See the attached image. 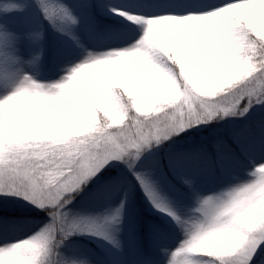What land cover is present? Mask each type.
Instances as JSON below:
<instances>
[{
    "label": "snow or ice",
    "instance_id": "snow-or-ice-1",
    "mask_svg": "<svg viewBox=\"0 0 264 264\" xmlns=\"http://www.w3.org/2000/svg\"><path fill=\"white\" fill-rule=\"evenodd\" d=\"M39 2L49 20L78 23L67 6ZM113 12L134 25L128 47L91 57L60 82L32 80L17 89L23 101L0 99V194L21 196L52 217L35 235L0 247V264H54L60 234L75 227L63 212L66 197L110 162L134 166L182 130L264 104V0H130ZM7 42L0 33L5 65ZM249 176L203 198L190 220L153 199L186 229L183 264H264V163ZM225 195L228 211L244 217L238 228L209 215Z\"/></svg>",
    "mask_w": 264,
    "mask_h": 264
},
{
    "label": "rangeland",
    "instance_id": "rangeland-1",
    "mask_svg": "<svg viewBox=\"0 0 264 264\" xmlns=\"http://www.w3.org/2000/svg\"><path fill=\"white\" fill-rule=\"evenodd\" d=\"M91 1L55 0V3L67 6L76 17L78 23L72 24L59 17L55 20L46 18L39 0H0V33L8 36L4 50L11 58L7 65L0 59V73L7 74L0 75V99L14 90L24 74L31 75L34 80L43 84L60 82L70 74L72 68L91 57H103L109 52L129 46V35L124 41L119 38L110 39L102 48L95 46L84 21ZM94 1L97 12L102 17L129 25L131 29L134 27L123 16L113 12V9H127L129 6L107 0ZM14 5H22L23 10L14 8ZM14 25H18L23 31V42L9 29V26ZM49 32L58 42L55 44L52 66L46 60ZM66 44L72 45L73 49L61 46ZM46 69L51 70L52 78H45ZM216 98L214 95L207 99ZM152 114L157 113L153 110L150 115ZM241 118L239 115L218 117L209 123L182 130L158 147L146 151L134 166L112 161L103 167L96 176L75 191L80 192V200L64 209L68 223L75 227L66 238L63 233L60 234L63 242L58 245L54 264H151L146 258H143L146 262L137 261L136 255L140 248L133 231L139 228L146 216L159 221L174 238L166 244L156 234L153 223H147L146 233L151 236L148 249L153 256L152 264H183L184 254L178 249L187 238L186 229L168 212L158 209L153 199L175 212L181 219L190 220L199 216L196 209L203 198L219 196L250 182L249 173L256 165L264 163V119L258 122L255 133L247 131L235 137V123ZM259 130H262L260 134ZM189 148H194L205 160L187 165L176 162L169 155L170 152ZM137 174L148 181L153 197L150 198ZM117 176L121 177L117 188L112 190L111 185H102ZM100 185L103 186L102 190L108 192L107 196L100 195V189L95 191ZM129 197L127 210H131L130 212L125 208ZM112 203L119 210L116 224L107 220V211ZM129 204L133 206L130 209ZM1 206L15 212L40 213L42 210L14 194H0ZM46 217L36 223L39 225L35 229L0 236V247L40 232L51 222V215Z\"/></svg>",
    "mask_w": 264,
    "mask_h": 264
},
{
    "label": "trees",
    "instance_id": "trees-1",
    "mask_svg": "<svg viewBox=\"0 0 264 264\" xmlns=\"http://www.w3.org/2000/svg\"><path fill=\"white\" fill-rule=\"evenodd\" d=\"M111 2H119L125 6H129L130 0H107ZM90 9L86 11L84 21L85 24L92 35L93 42L95 46L97 47H104L106 44L110 41V39H116L119 38L121 41H124L127 39L131 26L118 23L117 21L110 20L107 18L102 17L99 15L96 9L95 1L92 0L90 4ZM151 10V9H148ZM115 37V38H113ZM47 38L49 40V51L47 54V62L48 65L52 66V63L54 62V56L56 47L55 44L58 43L55 38H53L51 32L47 34ZM65 49H73L72 45H61ZM45 78L50 79L52 78L51 70L46 69V73L44 74ZM260 119H264V104H258L253 107L251 112H249L246 116H242L240 121L238 123H235L236 127L234 132H236L237 137L239 134L253 132L255 133V128L258 127L260 122ZM259 130L258 133L260 134ZM194 148L189 149H180L173 152H170V157L175 159L176 162H182L187 165H193L197 163L198 161L205 160L201 157L200 153L196 150H193ZM121 177H116L115 179L107 180L108 182L106 184H102L103 186L111 185L112 190L117 188L120 184ZM102 185L96 188V192L98 189L101 191L99 192L100 195L107 196L108 192L106 190H102ZM82 192V191H81ZM80 192H73L69 196L66 197V200H70V202L66 203V205L63 208V211L65 208H67L70 205L77 203V201L80 200L81 194ZM132 207L131 204H129V209ZM50 214V211L45 209L41 210L40 213H32L30 212H15L12 209L2 208L0 207V236H7L9 234H12L14 232H22L29 229H35L39 224L41 220H44L47 218L46 216ZM153 223L156 234L165 242L166 244L173 241L174 238L171 234H169L168 230L156 219L151 217H146L145 220L142 221V223L139 225L138 229L134 230V234L136 235V239L139 244L140 250L137 252L136 259L139 261V263L146 262V259H149V262L152 264L153 262V256L149 252L148 245H149V238L151 236L147 235L146 228L147 223ZM36 224V226H34ZM91 248L94 246L91 244H88ZM95 249V248H94ZM146 258V259H143ZM151 258V259H150Z\"/></svg>",
    "mask_w": 264,
    "mask_h": 264
},
{
    "label": "clouds",
    "instance_id": "clouds-1",
    "mask_svg": "<svg viewBox=\"0 0 264 264\" xmlns=\"http://www.w3.org/2000/svg\"><path fill=\"white\" fill-rule=\"evenodd\" d=\"M14 8L18 10H23L22 5H14ZM34 80L31 75L24 74L21 80L14 86V90L8 96H16L20 101L24 100L23 96H17V89L21 87L30 86L31 81ZM37 100L39 97L36 98ZM229 209V195H225L211 205L209 210V215L218 223H228L233 227L238 228L242 223H244V217L236 213H230ZM223 213V214H221Z\"/></svg>",
    "mask_w": 264,
    "mask_h": 264
},
{
    "label": "bare ground",
    "instance_id": "bare-ground-1",
    "mask_svg": "<svg viewBox=\"0 0 264 264\" xmlns=\"http://www.w3.org/2000/svg\"><path fill=\"white\" fill-rule=\"evenodd\" d=\"M9 29H11L13 32L16 33V36L18 37L19 41H21V42L24 41L23 31L21 30V28L18 25L9 26ZM118 213H119V210H118L117 206H115V203H112L110 208L107 211V220L111 223L116 224L117 219H118ZM22 239L25 240V238H22ZM19 240L21 241V238H19Z\"/></svg>",
    "mask_w": 264,
    "mask_h": 264
}]
</instances>
